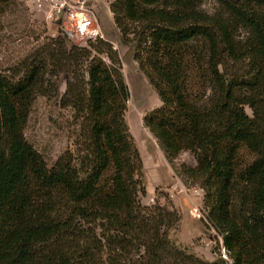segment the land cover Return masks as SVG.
Returning a JSON list of instances; mask_svg holds the SVG:
<instances>
[{
  "label": "trees",
  "instance_id": "16d2710c",
  "mask_svg": "<svg viewBox=\"0 0 264 264\" xmlns=\"http://www.w3.org/2000/svg\"><path fill=\"white\" fill-rule=\"evenodd\" d=\"M213 1L214 14L203 0H114L110 12L160 101L144 127L169 163L193 156L176 171L202 190L225 257L173 240L181 217L169 201L141 204L116 51L54 40L20 78L0 75V264H264V0ZM46 62L65 75L58 104L79 122L50 168L23 134L35 95H56Z\"/></svg>",
  "mask_w": 264,
  "mask_h": 264
},
{
  "label": "rangeland",
  "instance_id": "374dc122",
  "mask_svg": "<svg viewBox=\"0 0 264 264\" xmlns=\"http://www.w3.org/2000/svg\"><path fill=\"white\" fill-rule=\"evenodd\" d=\"M113 1L105 0L109 5V12L104 3L99 5L97 12L102 24L103 42L110 44L116 51L120 71L128 89L124 119L142 161L144 192L139 194V200L146 206L169 201L181 217L176 229L170 232L171 238L190 246L196 255L209 261L219 254L224 258L225 251H222L219 235L204 225L206 211L202 205V190L196 184L178 176L176 171L182 164L193 167V156L187 151L181 152L169 163L154 137L144 127L143 118L158 108L160 101L134 62L133 47L122 41L115 28L110 12ZM200 8L208 14L217 11L213 0H203ZM54 40L63 41L66 48L73 45L88 48V43L95 42L84 43L62 36L57 32L56 26L45 25L36 19L24 0L0 3V75L14 80L20 78L29 62L45 61L39 54L44 45ZM92 54L95 55L93 51ZM99 56L109 63L105 54ZM46 73L45 84L54 83L56 95L49 96L50 86H44L35 95L23 134L25 140L42 157L46 167L50 168L66 150L74 149L79 122L74 119L69 108L61 109L58 104L65 88V75L60 74L55 78L51 75L52 70L48 64ZM244 111L251 116L247 106ZM195 208L200 213L198 219L191 214Z\"/></svg>",
  "mask_w": 264,
  "mask_h": 264
},
{
  "label": "built area",
  "instance_id": "2783aa9c",
  "mask_svg": "<svg viewBox=\"0 0 264 264\" xmlns=\"http://www.w3.org/2000/svg\"><path fill=\"white\" fill-rule=\"evenodd\" d=\"M27 8L36 19L45 25H54L57 32L69 39L88 43L103 41L102 24L97 9L105 0H24ZM192 216L200 217L198 209ZM224 249H222L223 251Z\"/></svg>",
  "mask_w": 264,
  "mask_h": 264
}]
</instances>
